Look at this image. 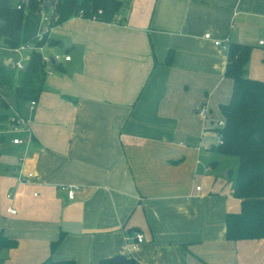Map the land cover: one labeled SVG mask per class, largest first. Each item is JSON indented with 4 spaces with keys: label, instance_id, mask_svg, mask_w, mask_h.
Segmentation results:
<instances>
[{
    "label": "crops",
    "instance_id": "crops-1",
    "mask_svg": "<svg viewBox=\"0 0 264 264\" xmlns=\"http://www.w3.org/2000/svg\"><path fill=\"white\" fill-rule=\"evenodd\" d=\"M123 4L116 20L73 16L49 33L51 49L70 58L45 74L35 107L20 108L29 142L7 136L0 151V231L16 240L0 248V264L118 254L137 264H264V238L225 237V214L240 200L223 158L232 155L212 148L232 85L213 39L251 45L247 74L264 80V0ZM206 130L216 140L205 145ZM135 232L143 240L132 245Z\"/></svg>",
    "mask_w": 264,
    "mask_h": 264
},
{
    "label": "trees",
    "instance_id": "trees-1",
    "mask_svg": "<svg viewBox=\"0 0 264 264\" xmlns=\"http://www.w3.org/2000/svg\"><path fill=\"white\" fill-rule=\"evenodd\" d=\"M46 1H50V7L58 14L49 27L73 16L110 22L116 20L124 8L123 0H0L1 44L10 48L20 44L57 45L58 40L49 31L43 32L40 38L37 36L40 10ZM225 45L224 75L231 79L232 85L228 100L219 104L223 125L216 128L220 141L212 148L220 154L236 157L235 173L230 178L231 194L240 200L237 212L225 214V237L233 240L264 238V80L250 78L247 74L251 45L233 40ZM170 54L171 51L166 54V63L171 61ZM44 78L40 53L35 50L29 52L22 70L16 71L10 63L0 64V130L9 124L6 98L20 110L27 101L38 99ZM4 138L0 134V142ZM61 237L60 234L50 242L51 251ZM15 245L14 238L0 231V248ZM43 264H75V261L48 256ZM98 264H114L113 258H100ZM121 264L137 263L123 256Z\"/></svg>",
    "mask_w": 264,
    "mask_h": 264
},
{
    "label": "built area",
    "instance_id": "built-area-1",
    "mask_svg": "<svg viewBox=\"0 0 264 264\" xmlns=\"http://www.w3.org/2000/svg\"><path fill=\"white\" fill-rule=\"evenodd\" d=\"M17 8H19V5H16ZM100 12V10L98 11ZM58 17V14L53 10L52 7L48 6H42L41 10H40V20H39V30L37 33L38 38H40L43 34V32L45 31H50V29H52L55 25H51L50 27L48 26L51 22V20H56V18ZM93 19V18H92ZM205 37H209V34L206 33L204 34ZM213 42L215 45H220L223 46V48L225 49L226 47V43L223 44V42L219 39H213ZM259 44H264V40L260 39L258 41ZM0 47L8 50L10 52L16 53L18 55L17 59H14L13 61H11V67L14 68L16 71L22 70L25 67V63L26 60L29 57V52H31L32 50L38 51L40 53V59L41 62L43 64V69L45 74H50L54 68V65L56 63H59L58 61H60L61 59V54H59V52L53 51L51 49V47L48 44H43L42 46H32V45H24V44H20L17 47H6L4 45L1 44L0 42ZM44 48L46 49H51V51H49V53L44 52ZM70 58L69 55L67 54H63V59L64 60H68ZM2 92V87L0 86V94ZM7 103H8V122L9 124H7V126L0 130V134H3L4 136H11V142L14 144H20V143H27L29 142L30 138L28 137V133H29V118L23 114L20 110H18L16 108V106L14 105V103L12 104V102L6 98ZM37 103V100L32 99L26 102L25 106L29 109L32 110L35 105ZM197 113L201 116V118H203V121L206 122L207 120V115H208V108L205 104L201 105L200 108L197 110ZM223 125V119L220 118L216 121L215 123V128H220ZM203 128H205V126L203 125ZM217 131V129H216ZM23 133L26 134V136L23 137ZM218 135V142L220 141L219 139V134L217 132ZM32 176L31 172H27L26 174H24L20 179L22 183H26L29 180V177ZM196 189H199L200 186L197 185L195 187ZM61 189L66 190L67 192V196L69 198L73 197V189L71 187H61ZM7 196L10 197L12 196V192H8ZM8 211L11 213H14L15 210L13 208H8ZM129 238H133V237H129ZM134 240L132 241V245L137 243V242H141L143 240V234L140 232H135L134 233Z\"/></svg>",
    "mask_w": 264,
    "mask_h": 264
},
{
    "label": "rangeland",
    "instance_id": "rangeland-1",
    "mask_svg": "<svg viewBox=\"0 0 264 264\" xmlns=\"http://www.w3.org/2000/svg\"><path fill=\"white\" fill-rule=\"evenodd\" d=\"M50 32H51V29H50L49 33ZM260 37L264 38V34H262ZM62 50L63 49H61V51ZM43 51L49 53V51H51V49L44 48ZM61 51H59V54H61V58L60 59L63 60V52H61ZM17 58H18V55L16 53L10 52V51L5 50V49H3V48L0 47V63H3L5 59H10L9 61H13L14 59H17ZM6 137H7V135H5L4 140L2 142H0V151L2 153H5V152H3V150H5V146L7 144L6 143V139H7ZM214 139L216 140V133L210 134L208 132V130H206V133H205L203 139L201 140L202 141L201 143L206 145L207 143H209L210 141H212ZM223 158H224V161H225V163L227 165L226 167L231 166V168L233 170L232 171V175L234 176V173H235V171H234L235 164H234V161H233L234 160V157L233 156H224ZM235 159H236V157H235ZM225 169H224V171H225Z\"/></svg>",
    "mask_w": 264,
    "mask_h": 264
},
{
    "label": "water",
    "instance_id": "water-1",
    "mask_svg": "<svg viewBox=\"0 0 264 264\" xmlns=\"http://www.w3.org/2000/svg\"><path fill=\"white\" fill-rule=\"evenodd\" d=\"M44 5L46 6V7H48V6H50V1H46L45 3H44ZM6 64H7V62H5ZM113 258V263L114 264H121L122 263V255H115V256H113L112 257Z\"/></svg>",
    "mask_w": 264,
    "mask_h": 264
}]
</instances>
